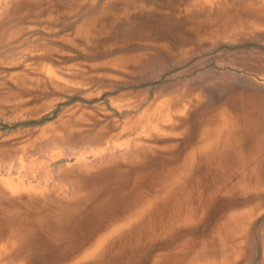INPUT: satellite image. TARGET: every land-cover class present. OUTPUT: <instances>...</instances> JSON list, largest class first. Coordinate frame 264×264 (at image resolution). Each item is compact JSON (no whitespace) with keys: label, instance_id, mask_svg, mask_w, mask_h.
I'll return each mask as SVG.
<instances>
[{"label":"rangeland","instance_id":"obj_1","mask_svg":"<svg viewBox=\"0 0 264 264\" xmlns=\"http://www.w3.org/2000/svg\"><path fill=\"white\" fill-rule=\"evenodd\" d=\"M106 1L0 0V215L8 217L7 220L0 217V222L14 223L19 216L29 222V236L13 252L22 255L27 264H58L60 254H73L86 247L98 226L127 207L131 198L124 191L131 186L133 178L139 179L133 193L147 190L151 182L150 177L146 178L147 173L154 175L176 164L202 121L221 105L243 111L254 107L252 110L259 116L241 125L236 136L225 143L220 159L225 163L234 161L235 168L243 154V159L264 168V10L258 15L245 12L238 16L246 26L231 27L224 37L214 40L177 34L183 22L169 13L158 21H146L145 14H139L135 18L139 24L123 31L128 33L127 46L123 47L120 40L117 47L146 52L149 56L144 63L121 70L103 64L117 54L114 51L81 47L64 39ZM109 1L117 4L120 0ZM235 1H247L248 7L264 2H228ZM73 4L81 8H70ZM57 23L66 25L55 31ZM160 23L166 28L157 29L155 25ZM184 93L189 98L196 96L189 111L173 116L176 123L172 125H160L162 131L154 134L156 138L152 140L153 144L170 142L174 146L167 151L153 150L129 162L131 150L125 145L124 136L115 137L119 125L168 96L179 97ZM60 117L79 118L80 131L63 142H52L48 134L57 129ZM252 127L257 131L247 136ZM93 138L102 141L97 143ZM39 163L45 165L43 171ZM44 170L51 173L47 180ZM192 173L200 176L199 169ZM236 201L234 197H218L203 221L177 223L168 231L146 222L127 243L81 264H148L154 255H193L195 243L180 251L173 250L187 239L191 242L198 238ZM101 202L105 204L99 207ZM58 210L70 214L58 238L50 241L30 220L33 215L55 214ZM260 212L251 226L254 247L247 254L246 264H258L261 258L264 209ZM56 223L53 220L47 226L55 228Z\"/></svg>","mask_w":264,"mask_h":264},{"label":"bare ground","instance_id":"obj_2","mask_svg":"<svg viewBox=\"0 0 264 264\" xmlns=\"http://www.w3.org/2000/svg\"><path fill=\"white\" fill-rule=\"evenodd\" d=\"M228 1L229 0H120L117 4H113V2L108 0L94 13L87 15L74 27L68 36L64 37V39L71 40L73 44L81 47L102 49L106 50V52L114 51L113 53L117 54L111 56L109 60H106L103 64L126 70L129 67L144 63L149 56L146 52L129 51L123 48L128 44L125 40V38L128 37V33H124L123 31L128 29L129 26H137V24H139L135 19L139 14H145L143 17H145L146 21L147 19H155L158 21L169 13L175 19H180L183 22V24L177 28V34H190L194 35L196 39L208 38L214 40L224 37L225 33L229 31L228 29L231 27L237 29L239 27H245L246 25L237 19L238 16L243 15L245 12L258 15L262 12L261 10H264V2L255 7L251 5L248 7L247 1L244 3L236 1L229 3ZM217 2L218 4L216 7ZM70 8L78 10L81 6L73 4V7ZM64 11L65 9L60 12L63 13ZM65 25L66 23H57L55 31L63 29ZM155 26L158 27L157 29L166 28L164 27V23ZM24 27L22 26L21 28ZM120 40L122 41L121 43H123V47L121 46V48L117 47V42ZM152 40L155 41V39ZM116 47L119 48L118 50H121H116ZM193 98H196V96L193 95L192 98H189L188 93H184L179 97L168 96L150 105L139 115L125 119L123 124L119 125V129H116L115 137L120 138L124 136V143L128 145L131 150L129 153L130 155L127 157L129 162L136 161L147 153L153 150L156 151V149L170 150L174 146L173 143L153 144L152 140L156 138L154 134L162 131L159 128L160 125H172L176 123L173 116L179 115V113L184 114L186 111H189L193 105ZM246 109L244 111L239 108L232 109L227 108L225 105L212 109L205 120L202 121L203 123L199 125L195 138L187 143L186 146L184 145L185 151L181 159L176 164L165 167L154 175L149 171L146 178L149 180L150 177L151 182L149 181L150 183H147L148 188L142 191L143 194L140 192L133 193L139 182L138 177H134L131 186L128 190L124 191L130 194L129 197L131 198L127 207L120 213L117 211L118 213L113 214L109 219L98 226L94 233L92 232L93 237L91 236L92 239L90 243L81 251L69 255L60 254L58 264H81L92 257L102 255L105 251L131 240L135 234L139 232L140 227L146 222H151V224L154 225L157 224L158 227L161 226L163 231H168V229L177 223L188 224L190 222L195 223L199 220L203 221L207 212L218 197H234L237 201L235 203L232 202V207H229L227 210L224 209L225 211L218 215L215 221L213 219V224H210V226L208 225L209 227L206 228L198 238H195L191 242L187 239L177 250H173V252L180 251L185 246L191 247V244L195 243V245H192L194 249L193 255H154L148 264H246L247 254L252 252L254 247L251 226L254 223L255 217L264 209V168L262 169L254 166L253 164L256 163L255 161L252 164L250 161L243 159V154L240 155L241 157L239 156L241 160L239 164H236L238 166H235V168L234 161L225 163L220 159L226 147L225 143L236 136L241 125L249 121V118H252L254 121L259 116H256V112L251 108ZM79 121V118L73 120L60 117L57 121V129L53 131L52 134H48L50 136L49 140L52 142H63L69 137L75 136L80 131L78 126ZM115 126L118 128V124ZM50 128L51 127H49L48 130ZM252 128L253 129H249L248 132L250 134L247 133V136L257 131L255 127ZM93 141L100 143L102 140L100 138H93ZM71 149L69 151H72ZM241 150L243 151L244 149ZM116 153L118 154V151H116ZM33 162L34 161L31 163ZM171 162L173 163V161ZM155 165H157V163ZM38 167L42 170L45 168V165L39 163ZM196 169L200 170V176L193 175L192 172ZM44 172L45 179L47 180L50 178L51 173L48 170H44ZM216 172L217 175H214ZM122 202L120 204H122ZM104 204V202H101L99 207ZM69 214V211L63 210L55 211V214L42 212L39 215H33L30 222H34L36 229H38L45 238L53 241L60 235L61 228H65L63 226ZM0 217L6 220L8 219L5 215H0ZM53 220L54 222L58 221L55 228H52L53 225L48 227V222ZM1 223L3 222H0V225H3L0 229V264H27L22 255H13V252L16 250L17 244H20L21 241L29 236L31 232L29 222H26L24 218L19 216L14 223ZM82 223L84 224V222ZM76 225H79L77 221ZM262 225L260 233L262 243V251L260 252H262V254L261 258L258 260V264H264V223ZM197 226H199V224H197Z\"/></svg>","mask_w":264,"mask_h":264}]
</instances>
